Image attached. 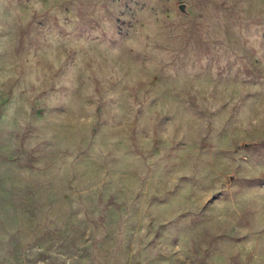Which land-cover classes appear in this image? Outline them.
<instances>
[{
  "label": "rangeland",
  "instance_id": "1",
  "mask_svg": "<svg viewBox=\"0 0 264 264\" xmlns=\"http://www.w3.org/2000/svg\"><path fill=\"white\" fill-rule=\"evenodd\" d=\"M0 264H264V0H0Z\"/></svg>",
  "mask_w": 264,
  "mask_h": 264
}]
</instances>
